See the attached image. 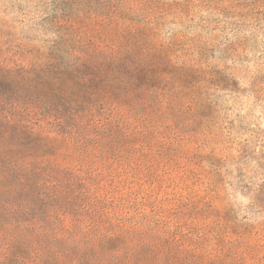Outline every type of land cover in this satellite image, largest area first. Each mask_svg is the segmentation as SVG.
<instances>
[{
  "label": "rangeland",
  "instance_id": "rangeland-1",
  "mask_svg": "<svg viewBox=\"0 0 264 264\" xmlns=\"http://www.w3.org/2000/svg\"><path fill=\"white\" fill-rule=\"evenodd\" d=\"M0 163V264H264V0H0Z\"/></svg>",
  "mask_w": 264,
  "mask_h": 264
},
{
  "label": "trees",
  "instance_id": "trees-1",
  "mask_svg": "<svg viewBox=\"0 0 264 264\" xmlns=\"http://www.w3.org/2000/svg\"><path fill=\"white\" fill-rule=\"evenodd\" d=\"M64 63V64H63ZM85 61L80 58L79 56H76L72 54L70 57V62H62L63 65H70L68 66L70 69L71 67H75L78 65H83ZM73 69V68H72ZM30 136V135H29ZM1 137L5 139V141H9L13 139L14 135L10 130H6L1 133ZM40 138V140L45 141L47 140L46 137H43L41 135L37 136ZM7 147L14 148L15 145L8 143ZM3 163H0V214L4 213L3 205L6 203V200H8V197H11L12 199L19 200L20 197L23 195V192H25V186L21 184H14L13 175L16 174V172H13L10 174L11 171L7 172L6 167L2 166ZM18 180V179H15ZM21 181L26 183L28 181V176L21 175ZM7 198H5L6 196ZM258 200L255 203L262 207L264 209V182L260 184V189L258 190ZM41 217L44 219V217H47V221H43L39 218V224L34 225L27 222H23L21 226H18L17 223L14 224L12 222H3L0 223V243L4 244V241L9 242L10 244H14L24 237L23 243H30V242H36L39 243L40 249L48 250L51 245H53L54 248L57 250H61V252H67L73 250V245L70 244V240L73 241L71 237V233L68 232H61L58 233L56 230L52 229L47 223L51 222L48 215L46 216L43 211L40 212ZM48 214V213H47ZM2 216H0L1 220ZM2 230H6L7 232H2ZM20 231V232H19ZM3 234H8V240H3ZM30 235H33L31 238H28ZM70 237V239H69ZM78 244H76V247Z\"/></svg>",
  "mask_w": 264,
  "mask_h": 264
}]
</instances>
